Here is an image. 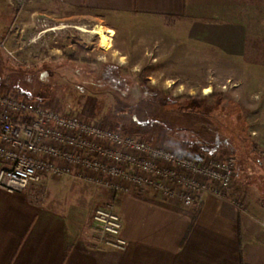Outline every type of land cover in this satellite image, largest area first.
Here are the masks:
<instances>
[{
  "label": "rangeland",
  "instance_id": "obj_1",
  "mask_svg": "<svg viewBox=\"0 0 264 264\" xmlns=\"http://www.w3.org/2000/svg\"><path fill=\"white\" fill-rule=\"evenodd\" d=\"M44 1L14 0L13 10L19 8L20 12L17 18L15 11L0 13V89L152 145L159 143L183 153L231 156L236 173L230 186L234 184L238 198H264V72H241L229 66L227 74H219L218 61L213 59L210 71L173 67L170 55L159 60L158 69L146 68L145 61L131 71L135 60H127L119 68L118 59L110 57L106 51L109 46L103 42L104 37L110 40L111 34L100 36L101 31L105 34L100 26L75 18L48 20L38 14L31 18L24 13L30 5ZM127 21L132 34L150 29V33L170 37V28L164 29L159 22H148L145 27L143 21L134 26L132 20ZM77 44L84 46L83 52ZM166 45L170 51V42ZM196 61L200 65L208 62ZM153 70L156 72L151 73ZM62 179L66 190H62L61 198H67L71 220L81 224L85 234L96 235L93 212L110 202L127 224L126 233L139 238L150 211L144 203L125 205L121 198L130 192L111 193L73 176ZM143 189L147 188L132 192L140 194ZM150 216L151 228H171L170 211L156 210ZM260 223L264 226V221Z\"/></svg>",
  "mask_w": 264,
  "mask_h": 264
},
{
  "label": "crops",
  "instance_id": "obj_2",
  "mask_svg": "<svg viewBox=\"0 0 264 264\" xmlns=\"http://www.w3.org/2000/svg\"><path fill=\"white\" fill-rule=\"evenodd\" d=\"M13 7L14 0H0V13L15 11L17 18L19 8ZM25 12L31 18H75L93 22L105 34L112 31L106 51L119 68L135 60L131 71L145 61L146 68L158 69L159 60L170 55L173 67L210 71L213 59L219 74H227L229 66L264 72V0H47ZM127 20L132 26L143 21L145 27L159 22L170 28V37L150 29L132 34ZM196 59L208 62L200 65ZM62 178L43 176L14 194L0 190V264H264V198H238L234 184L224 198L200 196L190 206L150 189L125 193V205L144 203L150 213L139 238L129 236L122 221L128 244L114 251L71 220L67 198H61ZM156 210L170 211L171 228H151Z\"/></svg>",
  "mask_w": 264,
  "mask_h": 264
},
{
  "label": "built area",
  "instance_id": "obj_3",
  "mask_svg": "<svg viewBox=\"0 0 264 264\" xmlns=\"http://www.w3.org/2000/svg\"><path fill=\"white\" fill-rule=\"evenodd\" d=\"M0 190L22 192L43 176H73L113 192L147 188L190 206L195 198H224L235 159L183 153L63 114L0 89ZM100 244L124 251L127 240L113 203L95 208Z\"/></svg>",
  "mask_w": 264,
  "mask_h": 264
},
{
  "label": "trees",
  "instance_id": "obj_4",
  "mask_svg": "<svg viewBox=\"0 0 264 264\" xmlns=\"http://www.w3.org/2000/svg\"><path fill=\"white\" fill-rule=\"evenodd\" d=\"M77 46L83 52L84 46L83 45H80V44H77ZM61 54H65L64 51H62ZM142 81L144 82V81H147V80L145 78H142ZM210 96L212 97V94H210ZM185 98H188L189 99V96H186ZM157 144H159V143H157ZM111 193H114V192L111 191ZM113 195L110 196L111 197L110 199H112ZM106 203H108V202H105L103 205H105Z\"/></svg>",
  "mask_w": 264,
  "mask_h": 264
},
{
  "label": "bare ground",
  "instance_id": "obj_5",
  "mask_svg": "<svg viewBox=\"0 0 264 264\" xmlns=\"http://www.w3.org/2000/svg\"><path fill=\"white\" fill-rule=\"evenodd\" d=\"M98 30H99V29H98ZM99 34H100V36L104 37V36H107L106 34H112V31H108V32H106V34H102V31H101V33L99 32ZM103 42H104V44H106V45L109 46V42H110V40H109L108 37H104V38H103Z\"/></svg>",
  "mask_w": 264,
  "mask_h": 264
}]
</instances>
